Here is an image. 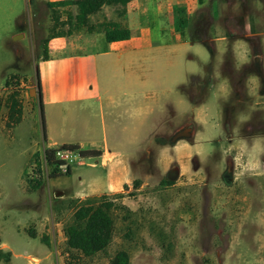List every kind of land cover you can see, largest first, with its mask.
<instances>
[{
    "label": "rangeland",
    "instance_id": "1",
    "mask_svg": "<svg viewBox=\"0 0 264 264\" xmlns=\"http://www.w3.org/2000/svg\"><path fill=\"white\" fill-rule=\"evenodd\" d=\"M226 4L187 0L176 6L175 16L186 20L183 35H153L152 47L140 49L133 62L120 60L119 52L100 56L110 51L105 41L92 50L98 56L99 85L115 98L116 111L129 103L122 94L130 92L132 78L140 114L153 104L155 126L149 144L134 150L132 163L119 165L127 184L97 195L79 190L71 198L78 177L91 172L94 160L68 163L71 176L47 165L39 107L29 97L39 71L49 66L42 65L44 44L49 45L56 20L65 22L67 14L55 19L57 14L45 8L31 25L28 6L16 24L0 0V252L10 254L0 264H109L120 250L129 254L130 264H264V0ZM105 15L93 16V26ZM171 25L164 21L163 27ZM55 28L66 36L67 26ZM219 34L244 39L249 51L241 55L228 39L229 46L213 57L208 46ZM12 93L22 107V121L9 129ZM70 107L78 126L74 141L84 150L111 137L106 108L91 101ZM186 125L194 137L171 144ZM85 127L87 134L79 132ZM55 141L58 146L62 140ZM35 177L43 184L32 190L28 182ZM103 195L128 210L113 211L110 246L91 258L69 252L64 228L75 209L97 204Z\"/></svg>",
    "mask_w": 264,
    "mask_h": 264
},
{
    "label": "crops",
    "instance_id": "2",
    "mask_svg": "<svg viewBox=\"0 0 264 264\" xmlns=\"http://www.w3.org/2000/svg\"><path fill=\"white\" fill-rule=\"evenodd\" d=\"M64 1L73 0H4L5 5H8L9 8V18L11 22L16 24L21 21L24 10L28 12V6H30L31 25L32 20L35 19L39 11H43L45 8H48L52 11V14H57L58 16L63 11L66 14L71 11L73 12L75 7H49V4ZM195 1L199 4L202 2L226 4L229 0ZM186 2L187 0H133L126 6V13L123 17L118 16L116 8L104 7L99 12L101 14L106 13L104 21L116 22L127 27L130 30L131 37L126 41L108 43L110 51L104 52L100 56L104 57L110 55L111 52H119L120 60L131 58L133 62L140 49L152 47V43L155 42L152 40L153 35L164 36L165 34H169L181 37L184 27L176 31L174 21L176 19L185 20V18H178L175 16V12L177 10L176 6L181 3L185 4ZM199 9H204V6H201ZM73 13L70 14L75 16V12ZM97 14L89 16V23L91 25H94L91 23V18ZM164 21L171 22L172 25L169 28H164ZM154 30L157 32L154 33ZM82 31L86 32L85 29ZM82 31L73 32L71 35H66L65 37L60 36L50 39L49 45H46L47 59L42 58L44 64L41 63L42 65L49 66L39 71L40 96L38 100H35L36 106H38L37 102L39 100L42 105V117L44 121V130L42 129L43 140L46 143V146L43 148L46 150L55 149L53 146H57L56 138L62 140L57 147L73 145L78 146L80 150H84V144L74 141V138L79 139L78 136L75 137L74 135L78 130V126L74 120L76 111L73 107H70L75 102L91 101L97 103L102 110L104 108L108 110L107 117L109 118L111 137H103L100 143L92 141L90 143L91 148L85 150L98 151L101 153V156L94 158L93 163L89 165L91 172L88 173L86 171L78 177L79 182L76 185L77 187L69 195L71 198H77V195H80L82 191L88 190V194L91 195L104 192L112 193V191H116L123 184H127V180L123 179V173L119 165H129L132 163L134 150L138 149L141 144H149L148 136L153 132L155 126L153 124L155 112L153 104L147 103L146 107L142 108V114H140V109L133 92L132 78L129 81L130 92L122 94V97L130 98L129 103L124 106V109L116 111L118 104L115 98L109 92H102L101 90L97 70L98 56L92 53V50L98 44L105 41L104 33L100 30H96L93 33H84ZM251 35V37H254L257 34ZM258 35L262 36V33ZM228 39H232L229 45H232L241 55L245 51H249V46L245 45L244 39L234 38L232 35L226 37L219 34L212 40L214 46L212 48L211 45H209L210 47L208 46L213 57L218 52H223L224 48L229 46ZM132 62L127 63L128 65H126L125 70L132 68ZM213 77L215 76L213 75ZM63 82L65 84L68 83L66 84L67 86ZM35 88L38 92L37 85ZM140 117L143 118L142 124H140ZM149 120H151L150 125ZM104 126L106 127L105 123ZM88 131V127L79 129V132L85 134ZM262 143L264 144V138H262ZM82 160L77 161L75 164L82 165ZM69 171V175L67 176H71L72 167L69 168Z\"/></svg>",
    "mask_w": 264,
    "mask_h": 264
},
{
    "label": "trees",
    "instance_id": "3",
    "mask_svg": "<svg viewBox=\"0 0 264 264\" xmlns=\"http://www.w3.org/2000/svg\"><path fill=\"white\" fill-rule=\"evenodd\" d=\"M132 1L133 0H73L49 4V7H75V16L68 13L66 21L60 24H58V20H56L55 27L58 25L60 27H68L65 35H71L73 32H80L84 29L87 33H93L96 30H100L104 33L105 41L107 43H115L129 40L131 37L130 30L119 23L111 21H103L94 27L89 23V16L99 13L104 7H114L117 10L118 16L123 17L126 13V6ZM57 17L59 16L57 15L54 18L56 19ZM185 24L186 20L176 19L174 21L175 30L179 31L185 26ZM55 27L51 30L52 34H50L49 39L62 36L63 33L58 32ZM46 45L47 44L45 43L43 48V59H47ZM36 81L38 87L37 93L40 96L38 75ZM37 103L41 115L42 129L44 130L42 105L40 100ZM7 105L8 116L6 127L11 129L22 121V107L17 100L16 93L10 94L7 100ZM58 150L79 152L82 159H94L101 156V153L98 151L80 150L78 146L73 145H63L59 149L45 150V161L47 162V165L54 167L55 172L57 169L64 166L62 162L57 161L55 158V153ZM34 157L37 159L38 154H34ZM35 172L36 175L41 173L39 164L36 165ZM69 172L68 168L66 175H69ZM35 178H32L28 182V185L32 190L39 189L43 184L41 178ZM136 184L138 185V182H136ZM124 188L127 187L124 186ZM116 209L126 210V207L122 204H116L115 198H110L108 195L101 196L97 204H83L77 207L72 215L71 222L64 228L65 245L69 252L79 253L85 258H91L97 254L105 252L113 240L115 228L113 211ZM29 236L31 238H36L34 231L29 232ZM42 242L44 245L49 246V240L46 237L42 238ZM2 258L9 261L10 254H2L0 252V259ZM109 264H130L129 254L124 250L117 251L109 260Z\"/></svg>",
    "mask_w": 264,
    "mask_h": 264
},
{
    "label": "water",
    "instance_id": "4",
    "mask_svg": "<svg viewBox=\"0 0 264 264\" xmlns=\"http://www.w3.org/2000/svg\"><path fill=\"white\" fill-rule=\"evenodd\" d=\"M29 97L35 100L39 99L36 88L29 89ZM194 137V131L192 127L184 126L183 128L176 131L170 139L171 144H176L180 140H190Z\"/></svg>",
    "mask_w": 264,
    "mask_h": 264
},
{
    "label": "built area",
    "instance_id": "5",
    "mask_svg": "<svg viewBox=\"0 0 264 264\" xmlns=\"http://www.w3.org/2000/svg\"><path fill=\"white\" fill-rule=\"evenodd\" d=\"M55 158L57 161H60L64 164L63 167H61L63 170H61V173H65V171L68 170V163L69 164H75L77 161L81 160V157L78 152H70V151H62L58 150L55 153Z\"/></svg>",
    "mask_w": 264,
    "mask_h": 264
},
{
    "label": "flooded vegetation",
    "instance_id": "6",
    "mask_svg": "<svg viewBox=\"0 0 264 264\" xmlns=\"http://www.w3.org/2000/svg\"><path fill=\"white\" fill-rule=\"evenodd\" d=\"M186 126H189V127H191L190 125H186Z\"/></svg>",
    "mask_w": 264,
    "mask_h": 264
}]
</instances>
